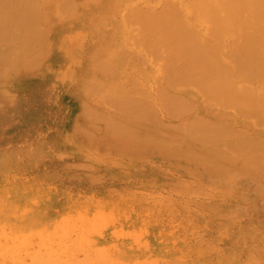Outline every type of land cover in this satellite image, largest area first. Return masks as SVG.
I'll use <instances>...</instances> for the list:
<instances>
[{
	"label": "rangeland",
	"instance_id": "1",
	"mask_svg": "<svg viewBox=\"0 0 264 264\" xmlns=\"http://www.w3.org/2000/svg\"><path fill=\"white\" fill-rule=\"evenodd\" d=\"M178 1L182 3L118 0L101 23L92 22V31L78 25L71 34L69 24H77L71 17L49 18V30L45 27L49 35L63 27L62 40H73L77 33V41L83 40L67 53L66 48L51 45L36 56L13 54L14 71L4 67V54L21 40L0 36V210H9L3 213L6 217L0 215L5 217L3 231L10 233L2 239L10 243L14 238L6 221L42 220L53 230L56 226L68 230L61 239L56 235L48 239L35 233L43 222L32 225L34 230L24 227L21 233L30 236L26 251L21 252L26 261L29 251H49L61 259L82 262V257L84 261L88 257L100 260L99 264H123L122 259L129 264H264V64L255 61L249 70H244L248 65L228 64L229 80L238 96L230 91L233 84L226 96L218 91L219 96L217 88L204 94L198 82L213 79L202 68L168 85L166 77L182 62L172 57L171 50L167 55L166 47L172 44L173 48L174 37L157 35V30L159 41L154 34L145 36L130 14L137 8L157 11L172 6L177 18L187 24L188 10ZM222 1L216 0L218 14L226 19L225 28L234 31L233 12ZM249 18L244 19L248 26ZM253 25L255 30L261 27ZM205 26H199L200 43L209 39L211 27ZM225 40L234 46L225 50L223 41H209L217 42V53L225 50L226 55L238 56L239 38L233 35ZM168 94L176 100L173 112L164 102ZM123 96L144 104L141 98L151 100L156 119L140 110V117L128 122L117 109L119 103L114 106L125 100ZM132 100L127 103L137 107ZM120 105L125 108V101ZM117 224H122L126 236L116 233L110 242L106 240V253L90 242L97 235L107 239ZM12 242V247L19 244L17 239Z\"/></svg>",
	"mask_w": 264,
	"mask_h": 264
},
{
	"label": "bare ground",
	"instance_id": "2",
	"mask_svg": "<svg viewBox=\"0 0 264 264\" xmlns=\"http://www.w3.org/2000/svg\"><path fill=\"white\" fill-rule=\"evenodd\" d=\"M225 1H227L228 9L233 12V15L229 14V16H228L225 13H224V15H227L229 18L232 15V18L234 19L233 20L234 25H237V27H236L237 29L234 30V31H230V30L225 28L226 19L224 18V16L222 18L218 14L220 12V8H219L220 7V2H216V0H181L183 5L188 10L189 22H187V24H183V22L179 20L180 18L179 17H178L179 19L177 18V16L175 15L176 11H175L174 7H172V6H166L165 8L162 7V9L157 10V11H152V10H150V8H148V9H146V8H144V9H141V8L133 9L132 14H130V15L139 24V26H140L141 30L144 32L145 36L147 34V35H149L151 37L154 34V36H155L154 38H156L155 40L159 41V39L157 40V37L155 35V32L157 30L158 31L157 35H159L160 33L166 34V35L170 33V34H172V36H170L169 38L174 37L173 48H172V44L171 45L168 44L171 47H166L167 49H169V50H166V51H168L167 55L169 54V51L171 50L170 52H172L171 53L172 57H173V55L178 56L181 59L182 62L179 63L180 65L178 64L179 67L176 68L173 73L170 72L169 76L166 77V81L168 82V85L182 82V78L185 77V76L187 77L186 73L194 71L196 69L198 70L199 68L200 69L202 68V69H204L206 71H210L211 73H209V72H207V73H209V76L212 75V76H210V78L212 77L211 79H213V81H211V82H209L207 80H206V82H204V81L198 82V86L199 85L202 86V89H201V90H203L202 92H204V94L207 95L209 93L210 89L217 88L218 89L217 90V94L220 93L218 91H221L222 93L224 92L225 96H226L227 95L226 94L227 89L229 87H232V84L234 86V82H231L229 80L230 79L229 78L230 77L229 70H228L229 69V66H228L229 63H236L240 68L241 67L246 68L247 65H248V68L244 69V70H249V67L251 65H254L253 63H255V61L259 62L260 64H264V0H224V2ZM117 3H118V0H0V10L1 11L2 10L5 11V18H3L4 17V15H3L2 21L0 20V36H2V38H4V40H12V39L13 40L14 39L21 40V42L19 44L20 47L19 46H15L16 48H13L11 46L12 48H10L9 51H7V53L4 54V56L6 58L5 60H7V63L5 64L4 67L5 68H10L9 70H12V69L15 70L17 68L16 60L12 57L13 54L14 55H18V57L24 56V55H25V57L26 56L29 57L31 55L36 56V54H39V53L41 54V53H43V51L48 50L51 45H52V48H59V49H62V50H65L64 48H66L67 51H65V52L67 53L69 49H71L72 47L75 48V45H77L78 43H80L83 40V37H82V38H80L79 41H77V39H79L78 38L79 37L78 33L74 34L75 36H78V37L73 36V40H72V38L71 39L69 38L67 41L62 40L64 37L62 36L63 38H61L60 36L62 34H64V32L62 30L63 27H60V28L56 29V31H58V32H51V34L49 35V33L46 32L47 29L49 30V27L47 26V22H48L49 18L56 17V19H53L54 21H56V20H58V19H60L62 17H64V18L71 17L74 20V22L77 23V24L76 25L69 24V29L66 28V29H68V33L69 34L73 33V28H77L78 25H79V27H81L82 30L83 29H89L90 31H92L93 30L92 22H94L95 24L97 22L101 23L103 21V16H106V14H108L111 11L112 7L114 5H116ZM178 3H179V5L182 4V3H180V1H178ZM166 4H169V3H165V5ZM225 5H224V7H225ZM3 11H2V13H3ZM89 13L91 15H93V17H91V18L87 17V15ZM247 15H248V17H251V18H249V19H251V21L248 19V21L251 23L250 26L247 25V23H248L247 20L244 21V19H246ZM84 17H86V18H84ZM125 17H129V16H126V14H125ZM232 18H231V20H232ZM87 20L89 21V23L87 22ZM126 20H127V18H126ZM123 22H125V21H123ZM227 22H228V19H227ZM255 23L256 24L257 23L261 24V27H260V25H258V27H259V29L257 28L258 30H255V27L253 25ZM201 24L202 25H206L208 27H211V29H207V30H209L208 31L209 35L207 34L209 39L206 40V42H204L203 38H202L203 43H200L198 41L199 36L202 37L201 36L202 32L200 33V31H199V26H201ZM46 26H47V29L45 30ZM196 26H198V29L194 30V28ZM101 27H103L102 24H101ZM105 27L106 26H105V22H104V28ZM200 29H201V27H200ZM249 29L251 30V33H253L254 31H257V34L255 32H254V34H248L249 31H250ZM79 32H81V31H79ZM54 33H55V36H54ZM82 34L81 35L79 34V35L82 36ZM227 35L229 37H232L233 35H236V37L239 38L240 41L239 42L237 41L238 42L237 44L235 42V44L237 45V47L236 46L235 47L237 48L236 49L237 51H238V49L240 50V51H238V53L239 52L241 53V55L239 53L240 56L239 55L235 56L233 53H232L233 55L231 53H229V55L225 54L224 51L226 49H231L234 46V43H232L231 41L228 40L229 42H226L225 38L227 37L229 39V37ZM160 36L163 37V35H160ZM168 36H167V38H168ZM68 37H69V35L66 38H68ZM99 37H101V36H99ZM74 38H75V40H74ZM167 38H165V40H167ZM169 38H168V40H169ZM211 39H213V40L217 39V40L223 41L224 43L221 46L223 48H225V50H223L222 52L217 53V49H218V45H216L217 42L216 41L214 42L216 44L210 43L209 40H211ZM145 43H147V42L145 41ZM148 43H147V46H148ZM46 44H47V47H46ZM158 44L161 45V43H158ZM151 45L149 43V47L150 48H156V45H154V46H151ZM157 49H159V48H157ZM157 51H159V50H157ZM27 53H30V55L27 54ZM1 55H3V54L1 53ZM187 57H189V59H187ZM231 57H232V61H230ZM167 58H168V56H167ZM20 59H21V62H22L24 57L20 58ZM171 65L173 67L176 66L174 62ZM102 68H104V67H102ZM24 69L26 70V67H24ZM14 70H12V71H14ZM26 71H28V70H26ZM167 71H169V70H167ZM191 74H189V75L191 76ZM206 76H208V75L206 74ZM61 77L59 76L58 78H61ZM207 79H208V77H207ZM193 84H194V82H193ZM194 86H196V85H194ZM247 89H248V87H247ZM230 91H232L233 93L235 92V95L237 94L236 93L237 89H236L235 86H234V89L233 90L231 89ZM213 93H215V92H213ZM251 93H250V96H251ZM120 94H123V93L120 92ZM223 94H222V96L224 97ZM219 96H220V94H219ZM219 96H218V98H219ZM236 96H238V94ZM123 97L125 98V96H123ZM106 98H108V97H106ZM224 98H226V97H224ZM230 98H233V97L231 96V97H229V99ZM129 99L132 100L129 97H128V99L125 98V100H119V101L116 100L117 104L114 102L115 100L113 101V103H115L114 106H117L118 103H119V106H117V109L118 110L119 109L122 110V112H123V113L121 112L122 113V117H126L127 121H128V119H132V118H137L138 119V117H140V116H138V114H140V112L142 113L143 110L146 112V114H148L151 117L150 119H154V118L156 119L157 116H156V113L154 111V108L152 107L153 103H152L151 100L148 101V99L141 98V100H143V102H145L146 104L138 103L139 102L138 100H132V101H136V104H137V107L136 106L132 107L133 103L128 104L129 102H131V101H129ZM166 99H168L169 101H167ZM166 99H165L164 102H166V105L168 104L167 106H171L170 111L173 112L175 110L173 105H176L174 103L176 101V100H174L175 98L174 97H169V94H168ZM229 99H228V101H229ZM252 99L255 100V97L254 98L252 97L251 100ZM262 99H264V98H262ZM225 100H227V99H225ZM123 101H125V105H126L125 108L122 107L124 109L121 108L122 103L120 105V102H123ZM150 103H152V106L150 105ZM127 104H128V107H127ZM224 104L225 103H223L222 105H224ZM183 106H185V105H183ZM177 107L182 109L181 107L178 106V104H177ZM185 109H186V107H185ZM140 110H142V111H140ZM182 110H180V111L182 112ZM137 112H139V113H137ZM175 112L180 113L179 111H175ZM116 115L118 117H121L118 114H115V116ZM153 116H155V117L153 118ZM190 120H192V119H190ZM110 122H112V121H110ZM125 124H127V123H125ZM200 128H202V127H200ZM126 130H130V128H127ZM131 130L136 131V128H132ZM116 131H117V129H116ZM136 135H138V134H136ZM250 150H251V146L247 147V151H250ZM3 183H4V180H3ZM3 188H4V186L2 187V189ZM23 188H22V192H23ZM17 189H19V188H17ZM21 198L23 199V197H21ZM11 201H12V199L10 200V202ZM23 201L24 200H22L21 202H23ZM12 202H11V205H12ZM8 204H6V205L7 206H11V205H8ZM20 205H22V204H20ZM1 206H2V203H1ZM3 207H4V204H3ZM4 209L6 210V208H4ZM95 209H94V211H95ZM1 210L3 211L2 208H1ZM1 210H0V214L4 215L3 213H4L5 210L3 212ZM14 210H15V208H14ZM6 211L9 212V210H6ZM5 214H7V213H5ZM89 214H90V212H89ZM1 215H0V218H1ZM91 216H92V214H91ZM4 218L2 217L1 220L2 221L5 220ZM111 218H113V217H111ZM6 222H7L6 224L9 223L8 226H11L10 232L12 234L11 236L14 237L13 240L14 239L19 240V244H18V246L12 247L9 244L13 243L12 242L13 240L10 241V243H8V240L5 239V241H4L2 239V238H4V236H5L4 233L6 232L5 230L3 231V229H4L3 225L5 224V221H3L2 225L0 226V264H97V262L99 264V262H100L99 259H98L99 261H94V260H91V259L89 260L88 257L87 258L85 257V259H88V260H85V261H84V257H82L83 261L81 262L80 260H77V259H75L73 257H68V255H67L68 258L61 259V257L59 258V256L58 257L54 256L55 253H50L49 251H45L43 253L41 252L42 253L41 254L39 252H32V251L30 252L29 250L28 251H29V255L30 256L27 257V261H26L25 257L23 255H21V252L22 251H24V252L26 251V248H27L26 245L28 243V240H29L30 236L21 233L23 231V229L25 230L24 227L27 226L26 228H28V230L29 229L32 230L33 229L32 225L37 227L38 223L43 222V223H41V227L39 226L38 227L39 228L38 231H36L35 233L38 234L39 236H41L44 233V234H46L48 236V239H50L52 235H56L58 238L61 239L68 233V230L65 227L61 228L59 226H56L57 228H55V230H53V228L48 227V225H46L44 223V221H42V220H39V222L38 221L37 222L31 221V222H29V224H27L26 222H18V221L17 222L14 221L13 223H11L12 221L11 222L10 221L9 222L6 221ZM93 223H94V221H93ZM102 223H103V221H102ZM105 224H106V222H105ZM122 224L121 225L117 224L116 228L114 230L112 229L113 232H111V234L109 235V237L107 239L103 238L104 236L97 235V238L94 239V237H93V239H91L90 242L91 243H96L97 247L99 249H101V251L106 253V251H104V249H105L104 246L106 245L105 244L106 240H108V242H110L111 239H114V235H116V233H119L123 237L126 236L125 231L123 230ZM95 225L97 226L96 223H95ZM125 227L128 228V226H125ZM96 228H98V227H96ZM106 228L107 227H105V229ZM35 229H37V228H35ZM107 230H108V228H107ZM125 230L127 231L126 228H125ZM25 232H27V231H25ZM97 233H99V232H97ZM97 233H95V234H97ZM109 233H110V231H109ZM126 233H128V232H126ZM9 234L7 233V235H9ZM95 234H94V236H96ZM130 236H132V235L130 234ZM33 238H31V240ZM35 239H34V241H35ZM60 239H59V241H60ZM35 242H37V241H35ZM160 243H159V245H160ZM80 244H82V243H80ZM133 244H135V243H133ZM30 245H31V243H30ZM33 245H32V247H33ZM125 245L127 246L128 243H125ZM135 246H133V247H135ZM28 248H29V245H28ZM84 250H86V248ZM112 250L113 249H110V251H112ZM167 250H168V248H167ZM112 254L114 255V253H112ZM57 255H59V254H57ZM85 255H87V254H85ZM90 255H92L91 252H90ZM163 255H165V254H163ZM65 256L66 255H64V257ZM129 258H131V257H127V259H129ZM6 259H9V260L6 261ZM110 259H112V258L110 257ZM107 260H109V258ZM122 260L124 261L125 259H122ZM165 260H167V259L165 258ZM123 261H122L123 264H126V263L129 264L128 262H123ZM126 261H128V260H126ZM102 263L106 264L103 261H102ZM134 263L136 264L137 262L133 261V264ZM179 264H181V263H179Z\"/></svg>",
	"mask_w": 264,
	"mask_h": 264
}]
</instances>
